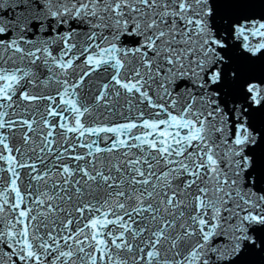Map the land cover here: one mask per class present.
<instances>
[{
  "label": "snow or ice",
  "instance_id": "1",
  "mask_svg": "<svg viewBox=\"0 0 264 264\" xmlns=\"http://www.w3.org/2000/svg\"><path fill=\"white\" fill-rule=\"evenodd\" d=\"M0 264H264V0H0Z\"/></svg>",
  "mask_w": 264,
  "mask_h": 264
}]
</instances>
